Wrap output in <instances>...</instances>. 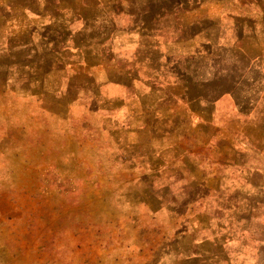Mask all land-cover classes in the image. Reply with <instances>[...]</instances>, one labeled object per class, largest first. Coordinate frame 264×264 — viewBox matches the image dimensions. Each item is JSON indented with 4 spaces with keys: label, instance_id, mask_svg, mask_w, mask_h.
Segmentation results:
<instances>
[{
    "label": "rangeland",
    "instance_id": "374dc122",
    "mask_svg": "<svg viewBox=\"0 0 264 264\" xmlns=\"http://www.w3.org/2000/svg\"><path fill=\"white\" fill-rule=\"evenodd\" d=\"M226 9L0 0V264H264V79L224 98Z\"/></svg>",
    "mask_w": 264,
    "mask_h": 264
},
{
    "label": "crops",
    "instance_id": "0c3cea01",
    "mask_svg": "<svg viewBox=\"0 0 264 264\" xmlns=\"http://www.w3.org/2000/svg\"><path fill=\"white\" fill-rule=\"evenodd\" d=\"M215 1L220 3L222 0ZM225 3L227 28L234 39L227 41L226 46L240 51L247 57L248 68L243 70L240 76L233 77L236 79L234 88L232 92H226L224 97L228 98L235 107L247 108L254 103H251L252 100L256 101V98L251 99L253 95L244 92L249 87V81L259 86L258 80L264 79V0H225ZM251 8L254 10H249ZM117 43L121 47V40ZM256 91L259 97L263 89Z\"/></svg>",
    "mask_w": 264,
    "mask_h": 264
},
{
    "label": "trees",
    "instance_id": "16d2710c",
    "mask_svg": "<svg viewBox=\"0 0 264 264\" xmlns=\"http://www.w3.org/2000/svg\"><path fill=\"white\" fill-rule=\"evenodd\" d=\"M224 98H226V97H224Z\"/></svg>",
    "mask_w": 264,
    "mask_h": 264
}]
</instances>
